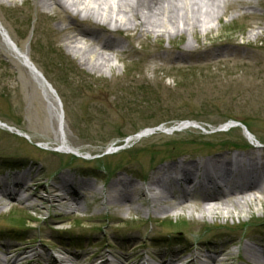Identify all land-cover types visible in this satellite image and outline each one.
<instances>
[{
  "label": "rangeland",
  "instance_id": "obj_1",
  "mask_svg": "<svg viewBox=\"0 0 264 264\" xmlns=\"http://www.w3.org/2000/svg\"><path fill=\"white\" fill-rule=\"evenodd\" d=\"M48 1L0 0V26L50 87L44 95L0 35V187L12 192L14 176L26 182L18 194L0 195V263L5 249L17 247L29 264L62 255L75 259L68 264H211L203 262L208 249H223L212 264H248L245 244L264 248V189L227 215L219 205L201 210L196 194L156 213L139 194L130 204L108 199L117 177L146 187L156 171L184 159L241 152L251 138L264 146V0L223 7L204 0L193 31L162 20L156 25L169 34L101 32L94 46L109 37L120 43L99 50L111 59L102 69L81 64L65 45V25H92L63 18ZM77 41L91 44L82 35ZM57 111L74 153L57 151ZM229 122L236 126L219 130ZM66 176L80 192L77 208L48 202ZM30 191L35 196L24 201Z\"/></svg>",
  "mask_w": 264,
  "mask_h": 264
},
{
  "label": "bare ground",
  "instance_id": "obj_2",
  "mask_svg": "<svg viewBox=\"0 0 264 264\" xmlns=\"http://www.w3.org/2000/svg\"><path fill=\"white\" fill-rule=\"evenodd\" d=\"M10 1V0H7ZM62 10V17H67L72 20H77L82 23L92 25L91 27H81L73 25H65V30L71 32L66 35V47L74 54H79L81 64L87 65L90 69H102L111 61L110 57L106 56L100 49H113L119 47L120 43H115L110 37L106 38L102 44L94 46L92 44L95 38H98L100 33L128 32L129 30L137 29L138 32L151 33L154 31H162L163 34H169L165 28H159L162 20H168L173 24L178 20L187 30H194L198 27L197 22L200 21L198 4L204 0H51ZM207 1V0H206ZM209 1V0H208ZM214 4L223 7L226 0H212ZM241 4L246 0H231ZM252 0H247V3ZM42 4H50L46 0H41ZM186 7H189V16ZM202 7V6H201ZM196 13V15L194 14ZM208 13L207 11L205 12ZM183 30V29H181ZM0 35L3 37L7 46L15 54L21 55V58H26L23 52L15 51L8 40L3 35L0 28ZM77 35H82L91 40L88 47L79 45ZM87 52V53H86ZM93 53V54H92ZM93 55V56H92ZM94 57V59H93ZM31 68V66L29 65ZM32 70V69H31ZM33 71V70H32ZM34 73V72H33ZM39 79L40 86L44 95H49V90L43 80L34 73ZM51 106V102L49 101ZM56 119L58 121V129L61 135V145L64 150H70V146L66 143L63 133V118L60 112L57 111ZM188 127V126H187ZM250 132V129H248ZM254 135V134H253ZM256 152L264 153V147L251 149L249 154L245 153H230L214 152L207 159L200 161H190L184 159L180 162L172 164L168 167H163L156 171L150 182H145L146 187H139L133 181L117 177L112 187L110 198L111 203L130 204L131 197L139 194L140 198L145 201L148 198L152 205V212H164L173 208H181L186 206V202L193 199V195H198V199L203 202L201 210L209 212L217 208L228 214L231 205H242L256 199V192H262L264 189V156L260 160L255 157ZM16 185L22 186L26 184L24 178L14 176ZM4 182L0 187V195L10 196L18 194L15 189L6 188ZM31 189V188H30ZM28 188L27 191L30 190ZM147 195H146V193ZM36 192H29L27 197L23 196L24 201H29ZM78 189L73 187V182L70 176L62 177L59 183L50 190V204L65 203L71 200L75 207L74 197L79 196ZM227 196L232 197V201L227 199ZM197 200V199H196ZM164 203L167 205L163 206ZM212 203V204H211ZM131 208V207H130ZM134 209V208H132ZM148 211L145 210V214ZM17 247L5 249L3 254V262L0 264H29L24 263V257L21 254H16ZM244 260L248 264L264 263V248H261L257 243L245 244ZM203 262L216 263L217 256L221 255L222 250H206ZM13 254V255H12ZM21 260V261H20ZM24 260V261H23ZM73 257L62 255L59 259L52 260L54 264H68V261L73 262ZM110 260L104 258L98 264H111ZM175 260H172L173 263ZM221 261V260H220ZM90 261L88 264H92ZM163 264V263H161Z\"/></svg>",
  "mask_w": 264,
  "mask_h": 264
}]
</instances>
